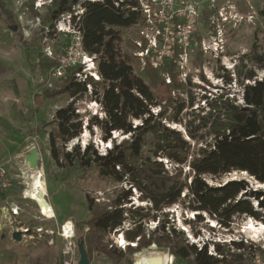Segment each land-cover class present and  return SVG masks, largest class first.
Returning <instances> with one entry per match:
<instances>
[{
	"label": "rangeland",
	"instance_id": "obj_1",
	"mask_svg": "<svg viewBox=\"0 0 264 264\" xmlns=\"http://www.w3.org/2000/svg\"><path fill=\"white\" fill-rule=\"evenodd\" d=\"M19 1L23 2L22 6L18 4L20 12L24 9L27 13V21L24 23H19L15 12V5ZM1 2H4L5 8L15 17L20 26V28L16 26L17 30L20 29L23 38L31 42V49L28 53L26 46L16 33L17 30H13V24L0 7V165L5 166L14 177L12 188L0 193V264H63V250L66 244L62 237L64 224L71 222L73 240L78 245L88 230V226L84 223L91 217L87 197L95 198L96 204L101 208L109 207L124 189L130 187V184L117 183L111 178L100 176L95 166L82 169L78 163L72 166L64 164L61 166L54 161L50 151L49 131L55 125L52 119L58 108L65 107L74 100L77 112L84 121L83 134L72 141L67 150L78 142L84 147L93 140L104 153L109 142L103 141L104 132L101 126L94 125L90 130L87 125L94 115H98L101 119L105 115L100 110L101 104L95 99L92 86H88L87 94L78 98L62 95L51 99L43 96L44 90L61 87L66 80L55 79L51 75V70L44 74L39 68L38 61L43 49V37L41 33L33 32L35 28L33 20L38 15L35 14L37 11L33 2L32 0H0V4ZM176 3L196 5L199 15L188 48V59L182 61L184 68L179 63L182 59L181 47H178L179 51L173 59L171 70L167 68L170 61H166L158 68L157 76L151 74L147 67V69L144 68L145 70L141 68L139 58L135 56L137 53L135 41L140 38V31L147 22L119 29L120 50L122 55L133 63L135 74L150 85L154 94L162 100V105L154 107L153 111L158 113L163 108L161 112L166 116L165 122H170L169 126L184 133L186 139L192 144L191 153L193 154L200 146L211 142L214 137L207 134L206 129H201L199 138L192 140L186 130V124L189 121L194 125L199 124L200 120L196 117L204 114L201 113L202 108L208 110L205 97L210 100L215 96L228 94L236 99L237 104H243L241 81L253 83L254 81H248L245 78L252 72L257 75L254 79H261L264 76V69H259L258 65L248 57L254 48L260 53L264 49V17L261 14L264 2L262 0H176ZM47 8L48 6H45L40 14L44 15ZM150 21L149 27L157 26L155 14L151 16ZM178 27L175 23L174 37ZM55 40L63 46V35ZM174 40V44L177 43L175 38ZM227 71L233 77L231 83L228 82ZM238 71H241V80H237ZM39 94L43 97L41 102L36 104L35 97ZM175 115L178 120L172 121ZM135 123L141 122L135 120ZM145 139L143 152L137 163H142L148 157L153 158L157 138L148 134ZM118 140L121 141V139ZM34 147L40 155L36 167L27 160V156ZM154 160L162 161L161 158ZM164 163L169 176H174L175 167L178 165L168 159H164ZM191 176V169L187 164L183 168L180 179H187L190 183ZM235 178L250 181V186L254 185L256 189L255 181L248 173L234 171L216 179L207 177L213 185H222ZM37 180H43L45 183V197L53 207L55 213L53 218L45 216L41 211L39 199L33 191ZM133 191V202L136 206L151 205V202L142 200L138 189ZM251 202L254 209L264 218V209L258 206V201L252 198ZM130 205L125 206L130 207ZM188 205V202L180 201L158 213L153 210L151 214L155 218L152 217L143 223L145 233L149 235L156 229L159 221L167 219L170 220L171 227L184 231L190 243L200 238L205 242L209 241L210 250H213L217 243L221 244V241L240 235L253 237L258 244L264 245V235L255 237L244 230L245 224L251 217L235 216L231 226L227 228L207 213L203 214L205 220L198 222L196 220L198 212L190 209ZM252 219L255 222L264 223V220L253 217ZM133 226V217L129 213L124 226L105 235L104 241L117 247L118 237L123 234L125 244L131 243L126 237L125 230ZM15 232H21L20 241L14 239ZM222 245L226 248L231 247L230 244ZM260 249L259 246L255 252L260 253ZM231 251L236 250L231 249ZM243 253L245 257H249L250 251ZM142 254L164 257L168 256L170 251L166 247L153 243L131 256L127 255V259H131L132 264H137ZM89 259L90 264H111L104 256L96 252L89 256ZM79 261L80 254L77 247L76 264H79ZM227 261L231 263V257ZM249 261L251 263V258Z\"/></svg>",
	"mask_w": 264,
	"mask_h": 264
},
{
	"label": "trees",
	"instance_id": "obj_2",
	"mask_svg": "<svg viewBox=\"0 0 264 264\" xmlns=\"http://www.w3.org/2000/svg\"><path fill=\"white\" fill-rule=\"evenodd\" d=\"M78 2L79 0H53L47 12L42 15L43 25L53 24ZM0 7L8 16L10 23L14 27L19 26L15 17L5 8L4 2H1ZM84 8L85 13L80 27L83 45L89 54L97 55L101 79L96 80L89 76L81 82L76 78L77 70H71L68 76L62 79L66 80L63 86L53 90L46 89L43 96L51 99L62 95L78 98L87 94L88 86H92L95 99L102 105L105 117L101 119L94 115L87 126L90 130L94 125L101 126L104 132L103 141L112 144L104 153L93 140L84 147L78 142L67 150L69 144L80 138L84 132V121L77 112L73 100L69 105L55 111L52 119L55 125L49 131L51 155L58 165L72 166L78 163L82 169L95 166L100 176L111 178L117 183L130 184V187L124 189L109 207L101 208L96 204L95 198L87 197L91 217L84 223L88 230L83 240L88 255L96 252L111 264L124 262L132 264L133 261L127 259V255L131 256L141 248H147L155 243L168 248L170 254L177 257V263L251 264L249 258L252 260L251 254L255 253V249L243 241L233 242L229 248L217 243L215 245L219 256L217 257L209 253V244L201 249L195 243L191 244L183 230L170 226V220L159 221L156 229L149 235L145 233L143 223L152 217L155 218L151 214L153 210L158 213L180 201L188 202L189 208L198 212L196 218L198 222L205 220L204 213L227 228L231 226L235 216L246 215L264 220L251 202L252 198L256 199L258 206L264 209V189H255L246 179L229 180L222 185L210 184L207 179L208 176L216 179L239 171L248 173L250 177L264 184V76L261 79H254L257 75L252 72L245 78L254 81L253 83L241 81L243 104H237L236 99L228 94L218 95L210 100L205 97L208 110L202 108L201 113L204 114L196 117L200 120L199 124L194 125L189 121L186 130L192 140L199 138L201 129H206L207 134L214 137L211 142L200 146L192 154V144L184 133L169 126L170 122H165L166 116L161 112L163 108L161 107L158 113L153 111L154 107L162 105V100L154 94L150 85L135 74L133 63L121 53L119 29L130 28L144 21L140 1H86ZM261 14L264 17V9ZM175 23L181 26L178 18ZM16 33L29 53L31 42L23 38L20 29ZM178 47L180 46L175 43L173 55L164 61V63L170 61L167 66L169 70L173 67ZM248 57L259 69H264V49L260 53L254 48ZM38 64L45 74L57 64V61L41 53ZM146 67L151 74L157 76L158 68L150 63ZM227 77L231 83L233 77L229 72ZM237 80H241V71H238ZM43 96L36 95V104L41 102ZM176 117L177 115L171 120L177 121ZM135 120L141 123L136 124ZM115 132L127 135V138L119 141L113 138ZM148 134L157 138L153 158H161L162 161L148 157L142 163H137ZM164 159L178 165L175 167L174 176H169ZM187 164L192 175L190 183L187 179H180ZM133 189H138L142 200L151 202V205L136 206L133 202ZM126 204L131 205L127 207ZM129 213L133 217L134 226L125 230V234L130 242L137 241V246L128 244L123 250L106 243L104 236L123 227ZM231 249L236 251L232 252ZM247 250L250 251L249 257H245L243 253ZM229 257L231 263L227 261Z\"/></svg>",
	"mask_w": 264,
	"mask_h": 264
},
{
	"label": "built area",
	"instance_id": "obj_3",
	"mask_svg": "<svg viewBox=\"0 0 264 264\" xmlns=\"http://www.w3.org/2000/svg\"><path fill=\"white\" fill-rule=\"evenodd\" d=\"M86 1L97 0H79L78 3L72 6L70 11L62 14L53 24L43 25L42 14L40 13H42V9L45 6H51L53 0H32L34 8L38 12V15L34 17L35 20H33V26L35 27L33 32H39L43 37V55L57 61V64L51 69V75L55 79H65L71 70H77L75 75L81 82L85 81L89 76H92L96 80L101 79L97 55L89 54L83 45V34L80 27L85 13L84 2ZM139 1L145 17L143 22H147L140 31V38L135 41L137 46L135 56L139 58L141 68L144 69L148 63L156 68L161 67L165 59L173 55L174 38L182 48V59L179 63L184 68L182 61L188 59V48L195 31V23L199 16L196 5L192 3L178 5L176 0ZM20 2H17V5H15V12L19 23H24L27 21V13L24 9L20 12L18 4L20 6L23 5V2ZM153 14H155L158 24L155 27H149L148 24L151 23L150 18ZM176 18L181 21V26L178 27V32L174 37L173 29ZM62 35L64 38L63 46L55 40L58 36ZM50 86H52L51 83ZM100 106V110L102 111V105ZM13 184L14 177L12 173L5 166L0 165V193L10 190ZM256 223L259 222L256 221ZM64 226L62 228V237L65 239L66 244L63 250V264H76L75 255L77 244L73 240L74 235L70 237L65 236ZM218 239L222 240L220 238ZM195 240L194 243L200 249L209 242H205L202 238ZM242 241L254 247L255 250L259 246L261 247L260 253L262 254L255 252L252 256L251 264H264V245L258 244L253 237H243L242 235L234 236L230 237L229 240L221 241V244H230L229 246H231L233 242ZM116 244L117 247L123 249L128 245L118 240ZM129 244L136 247L137 241L136 243L131 242ZM191 244L193 243L191 242ZM209 253L219 257L215 248L209 250ZM154 258L158 261L159 257L156 256ZM165 264H178L177 257L169 254Z\"/></svg>",
	"mask_w": 264,
	"mask_h": 264
},
{
	"label": "bare ground",
	"instance_id": "obj_4",
	"mask_svg": "<svg viewBox=\"0 0 264 264\" xmlns=\"http://www.w3.org/2000/svg\"><path fill=\"white\" fill-rule=\"evenodd\" d=\"M118 132H115L117 134ZM109 145L110 142H109ZM34 178V176H33ZM45 183L43 180H37L35 183V186L33 187V191L35 192L37 198L39 199V205L41 207L42 213L49 217L52 218L54 217V211L51 207V205L47 202L46 200V189H45ZM64 231H65V236H72L73 235V227L71 222H67L64 224ZM244 230L247 231L249 234H253L255 237H261L264 235V223H256L252 217L249 218L248 222L244 226ZM118 241H121L123 244L126 243V240L124 238V235L122 234L120 237H118ZM143 255V254H142ZM155 255H143L138 259L137 264H165V262L168 260V256H157L161 258V262L157 261L155 259Z\"/></svg>",
	"mask_w": 264,
	"mask_h": 264
},
{
	"label": "water",
	"instance_id": "obj_5",
	"mask_svg": "<svg viewBox=\"0 0 264 264\" xmlns=\"http://www.w3.org/2000/svg\"><path fill=\"white\" fill-rule=\"evenodd\" d=\"M12 28L15 31L17 30V27H12ZM113 138L124 139V138H127V135H122L121 133L118 132L117 134L114 133V137ZM110 144H112V143L110 142ZM110 146L111 145H109L108 147H110ZM39 159H40V155H39L38 150L35 147L32 148L30 153H29V155L27 156L28 162L33 167H36L37 162L39 161ZM241 173L242 174H247L246 172H241ZM251 178L255 181L254 184L256 185V189H264V184H261L258 181H256L254 177H251ZM232 180H237V178L232 179ZM252 187H254V185H252ZM197 214L198 213H196V215ZM13 237H14L15 240L20 241L22 239V234H21V232H15L13 234ZM77 247H78V251H79V254H80L79 264H90V259H89V255H88V252H87V249H86V246H85V241L84 240L79 241ZM158 261L161 262V258L160 257L158 258Z\"/></svg>",
	"mask_w": 264,
	"mask_h": 264
},
{
	"label": "crops",
	"instance_id": "obj_6",
	"mask_svg": "<svg viewBox=\"0 0 264 264\" xmlns=\"http://www.w3.org/2000/svg\"><path fill=\"white\" fill-rule=\"evenodd\" d=\"M51 205V204H50ZM51 207H52V205H51ZM52 209H53V207H52ZM54 211V210H53ZM55 214V213H54ZM55 216V215H54ZM53 218V217H52Z\"/></svg>",
	"mask_w": 264,
	"mask_h": 264
}]
</instances>
